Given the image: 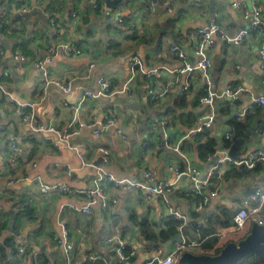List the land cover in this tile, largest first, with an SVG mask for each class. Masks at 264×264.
<instances>
[{"label": "crops", "instance_id": "0c3cea01", "mask_svg": "<svg viewBox=\"0 0 264 264\" xmlns=\"http://www.w3.org/2000/svg\"><path fill=\"white\" fill-rule=\"evenodd\" d=\"M173 1L175 10L169 14L162 0H124L114 8H108L106 0H0V23L3 19L10 22V29L0 30L5 51L0 84L20 102L35 106L39 125L77 132L72 136V144L80 149L83 161L92 164L84 167L74 150H56L52 134L39 133L31 138L29 123L18 116L16 104L0 91V167L6 166L5 170L0 169V189L4 193L0 201V242L12 232L9 228L14 221L22 242L29 248L26 264H31L37 252L50 264H67L63 248L56 243L61 215L69 219L72 243L77 248L74 264H118L115 246L105 242L112 236L124 240L130 252H135L132 264L145 262L153 257V249L165 244L156 246L148 236L167 230L164 219L171 218V211H180L189 224L196 217L209 220L215 214L204 229L215 232L223 223H231L242 199L263 184V164L258 165V171L241 168L236 173L234 170L225 173L218 196L210 199L197 215L198 199L190 193V183L186 180L173 189L167 204L156 198L146 200L139 192L118 189L107 182V207L96 206L90 215L71 209L87 204L81 195L40 192L37 178L46 184L64 183L75 190L90 189L97 167L117 179L140 181L144 171L152 170L158 180L173 182L176 176L172 168L185 167L186 162L166 147L160 126L163 121L169 143L175 145L199 125L201 117L213 112L214 126L203 133L210 132L215 152L221 148L222 135L231 126L235 107L225 110V103L219 100L212 109L202 106L200 99L206 94L202 74L197 72L187 78L175 73L183 63L173 57L170 47L179 44L195 61L197 41L193 36L209 24L215 13L229 37L238 35L246 24L241 12L232 6L234 0ZM245 2L250 4L252 0ZM257 2L263 8L264 18V0ZM94 3L100 4L101 9L95 10ZM120 4L123 9H119ZM119 14L124 18L122 25L116 24ZM53 19L59 24L56 36L51 26ZM262 41L263 35L254 31L241 46L228 45L220 37L209 50L213 60V89L217 93L229 86L246 89L238 105L252 106L251 111L256 105L253 99L264 95V77L255 68L260 66L257 49ZM66 44L82 49L83 56L65 57L60 47ZM53 46L57 50L48 67L50 75L57 81L72 83L69 93L48 84L42 71L35 67V62L43 59ZM16 52L27 61L16 60ZM134 56L142 59L145 69L160 67L161 70L149 79L139 73L132 83L133 94L129 95L121 89L131 77L130 61ZM101 76L112 82L113 95L89 99L75 113L71 107L85 93L99 92L97 81ZM187 81L191 87L184 90ZM164 92L166 95L162 96ZM183 94H188V101L181 102L178 98ZM153 95L161 97L155 99ZM109 114L117 123L101 130L99 123ZM256 120L259 123L264 116ZM94 130L101 132L99 137L94 135ZM252 133L237 151L240 159L254 150H264V132L256 129ZM12 135L20 139L16 164L8 162V139ZM199 139L197 136L184 141L181 150L192 164L206 168L207 156L201 159L197 149ZM101 148L109 149L108 161L100 153ZM25 202H31V206L26 207ZM27 209L32 210L30 215L18 216ZM197 236L189 225L185 239L192 241ZM223 241L219 247L230 242L223 244ZM190 252L207 254L202 248ZM209 252L207 255L214 254Z\"/></svg>", "mask_w": 264, "mask_h": 264}, {"label": "built area", "instance_id": "2783aa9c", "mask_svg": "<svg viewBox=\"0 0 264 264\" xmlns=\"http://www.w3.org/2000/svg\"><path fill=\"white\" fill-rule=\"evenodd\" d=\"M158 0H155L157 2ZM163 4L169 14H172L175 10V2L173 0H162ZM154 6V4H152ZM232 6L241 12L243 22L246 24V28L243 29L238 35L234 37H229L222 30L220 24L217 21V16L214 14L207 26L199 28L193 37L197 41V46L194 49L195 61L191 60L189 56L184 52L179 44H173L170 47V51L173 57L183 63L182 67L176 69L174 72L177 74L186 75L187 78L195 73H201L206 87V94L201 97L200 103L202 106L209 107L212 109L215 106L216 101L219 100L225 103L224 109L229 110L232 106L234 109V119H243L247 116L250 108H242L238 105L240 100V95L246 91L243 88H234L232 86L227 87L223 92L217 93L213 89L212 73L213 60L209 54V50L213 49L217 44V38H222L228 45L241 46L243 45L247 37L251 32L258 31L263 35V41L257 49V53L260 57V68L264 74V18H263V8L259 5L257 0H252L250 4L246 3L245 0H234ZM123 5H119V9H123ZM94 9H101V5L94 3ZM73 16H76L73 14ZM124 23V18L121 14L118 15L116 19L117 25H122ZM51 26L54 29L53 34L56 36L58 33L59 24L56 20H51ZM9 28L10 22L7 19L1 20L0 30ZM62 54L65 57L75 58L83 56V51L77 46L66 44L61 47ZM57 48L53 46L49 53L43 58L35 62V67L42 71L44 79L48 84L55 85L60 88L65 93H69L73 89L72 83L61 82L53 79L50 75L48 69L49 65L52 64L54 56L56 54ZM4 49L0 42V67L2 64V59L4 57ZM15 59L20 62H26L27 58L20 52H16ZM94 65L91 66L93 68ZM131 67V77L122 86L121 92L133 94L132 83L134 82L137 75L140 73L145 78H153L157 76L161 68L145 69L142 59L139 56L132 57L130 61ZM8 76V73H5ZM99 92L95 95L90 92L85 93L77 105L71 107V109L78 113L80 108L89 99L99 98V97H109L113 95L112 82L101 76L98 81ZM191 87V83L187 81L184 84L183 89L188 90ZM0 91L4 95L8 96L10 102L16 104V112L19 117L23 118L30 125L31 138H35L39 133L52 134L55 137L53 142V147L56 150H74L78 153L81 158L84 167L92 166L91 163L83 161L82 153L80 149L72 144V136L77 134V132H71L68 129H57L55 127L49 126L44 127L39 125L36 120L35 106L29 103H22L16 99L7 89L0 84ZM164 92L162 96H165ZM153 97L160 98L161 95H153ZM256 106H264V95L261 97H255L253 99ZM216 121V115L211 112L210 114L201 117L199 125L187 133L183 138H181L177 144L170 145L169 134L166 133V122L160 123L163 129V135L165 140V145L167 148H172L185 160V167H173L176 178L173 182L160 181L156 178V174L152 170L144 171L143 177L140 181H133L131 179H117L113 175L106 173L101 167H97V176L93 181V186L87 190H75L70 188L64 183L57 184H46L43 183L39 178L37 182L39 184V189L42 194H59V195H81L83 196L87 204L83 207L71 206V209L75 212H80L85 215H90L93 213V208L100 206L102 208L107 207V196H106V184L110 182L118 189H124L130 192H139L146 200L151 199H161L162 202L168 203L170 193L179 184L180 181L186 180L190 183L189 191L190 193L198 199L195 204V213L200 214L203 208L208 204L210 199H214L219 194V189L223 186L225 173H228L234 169L246 168L248 170H254L258 165H264V150H254L250 152L247 157L243 159H234L230 156V149L236 139V128L230 127L222 135V146L218 151L207 155V166L206 168H201L195 164H192L186 153L181 150V145L186 140H194L198 135L203 133L205 130L212 129ZM116 119L109 114L104 121L99 123L101 130L109 128L116 125ZM83 125H80L82 127ZM94 135L99 137L101 132L94 130ZM20 139L16 135H12L8 139V162L16 164L18 162L20 147ZM226 143H231L229 147ZM146 146V145H144ZM100 153L102 154L105 161H108L110 152L107 148H101ZM0 169L5 170L6 166L0 167ZM13 183V181L11 182ZM4 193L0 189V201L3 199ZM26 207L31 206V202H25ZM216 217L215 214L210 215V218ZM171 218H174L181 222L180 233L182 235V242L174 243L172 249H166L163 246L155 248L152 251L154 255L149 260L139 263V264H178V261L183 256L184 253L190 252L195 249L202 248L207 243H214L215 248H217L220 242L227 236L231 234L239 233L244 229L249 221L257 223L259 226L264 227V181L259 187H255L248 195H246L240 204L237 206V211L232 218V222L228 225H222L216 228L215 232L211 234H206L204 229L207 228L208 223L211 221L208 219H195L194 223L189 224L186 216L182 215L180 211H171ZM165 222L169 221V218L164 219ZM191 226L198 233L196 239L192 241H187L184 237V232L187 228ZM16 223L14 225V228ZM59 228L60 235L56 238L57 245L61 246L64 250L67 264H74L75 253L77 248L72 243L71 233L69 230V219L68 217L61 215L59 217ZM12 232L0 242V264H26L28 246L22 242L20 232L12 228ZM7 238L11 239V246L7 248V259L4 262L2 259L3 255V244ZM107 245H114L115 252L117 255L118 264H132V259L135 257V252L128 251V245L124 240L119 239L117 236H112L106 241ZM193 253V252H192ZM31 264H50L42 259L41 253H34L31 260Z\"/></svg>", "mask_w": 264, "mask_h": 264}, {"label": "water", "instance_id": "95a60500", "mask_svg": "<svg viewBox=\"0 0 264 264\" xmlns=\"http://www.w3.org/2000/svg\"><path fill=\"white\" fill-rule=\"evenodd\" d=\"M124 0H106L108 8H114ZM256 71H259L264 77V74L259 65L255 66ZM264 111V110H263ZM258 127V120L248 133L255 132ZM252 130V131H251ZM245 143L244 139H235L230 149V156L234 159H239L237 155L238 149ZM15 222L12 221L9 230H12ZM178 233L173 235L163 247L168 249L174 243L182 242L180 227L177 228ZM263 257L264 256V227L252 223L249 234L239 242L230 241L221 250L218 255L194 254L186 252L178 261V264H236L248 257Z\"/></svg>", "mask_w": 264, "mask_h": 264}, {"label": "trees", "instance_id": "16d2710c", "mask_svg": "<svg viewBox=\"0 0 264 264\" xmlns=\"http://www.w3.org/2000/svg\"><path fill=\"white\" fill-rule=\"evenodd\" d=\"M181 102L182 101H188V94H183L181 97H178ZM180 105V104H179ZM263 109L262 107H258L256 105H253V110L249 111V113L247 114V116L243 119H232L230 121V127H235L237 134H236V138L237 139H244L245 141H247L250 136L253 134H249L248 131L250 129H252L256 119L258 117H260V115L264 116L263 113ZM257 130L264 132V120L260 121L258 123V127ZM203 135V136H202ZM200 136V139L198 140V153L199 156L201 157V159H204L207 155L212 154L215 152V142L213 140V138L210 137V132H205ZM231 143H226V146L229 147ZM260 169V167H257V171ZM255 170V169H254ZM255 170V171H256ZM234 172L236 173V169H234ZM32 213V210L27 209L24 212L20 213L18 216H22L23 214H25V216H28ZM167 230H163L159 235H153L150 234L148 236L150 242L156 243V246H160L163 245L164 243H166L167 241H169V239L171 238V236L175 235L177 233V228L181 225V222H179L178 220L174 219V218H170L169 221L165 222ZM224 225H228L230 224L229 222L223 223ZM17 227L15 226L14 230H16ZM206 234H211L213 233L212 230L211 232H205ZM242 240V239H241ZM216 244V241L214 243H207L203 246V251L205 253H210L209 251H214L213 255H218L223 247H217L215 248L214 245ZM3 246V255H2V259H7V248L11 246V239L7 238L4 242ZM128 251H130L128 249ZM16 264V263H14ZM236 264H264V256L263 257H248Z\"/></svg>", "mask_w": 264, "mask_h": 264}, {"label": "rangeland", "instance_id": "374dc122", "mask_svg": "<svg viewBox=\"0 0 264 264\" xmlns=\"http://www.w3.org/2000/svg\"><path fill=\"white\" fill-rule=\"evenodd\" d=\"M251 224L248 223L244 229H242L239 233L231 234L227 237H225L222 241L223 244L226 243V241H235L239 242L241 239H244L250 232ZM221 243V242H220ZM219 247V246H218ZM223 247V246H222Z\"/></svg>", "mask_w": 264, "mask_h": 264}]
</instances>
